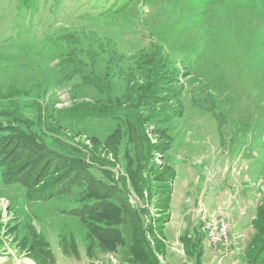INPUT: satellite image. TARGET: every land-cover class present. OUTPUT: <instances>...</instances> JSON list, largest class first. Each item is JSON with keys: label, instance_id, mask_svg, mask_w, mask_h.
Here are the masks:
<instances>
[{"label": "rangeland", "instance_id": "rangeland-1", "mask_svg": "<svg viewBox=\"0 0 264 264\" xmlns=\"http://www.w3.org/2000/svg\"><path fill=\"white\" fill-rule=\"evenodd\" d=\"M213 155L263 170L246 214L192 212L231 231L202 264H264V0H0V261L200 264L177 177Z\"/></svg>", "mask_w": 264, "mask_h": 264}, {"label": "crops", "instance_id": "crops-1", "mask_svg": "<svg viewBox=\"0 0 264 264\" xmlns=\"http://www.w3.org/2000/svg\"><path fill=\"white\" fill-rule=\"evenodd\" d=\"M216 150V149H214ZM256 156V159L258 158V154L254 153ZM223 157V156H222ZM250 158H253L250 155ZM185 161L183 160L184 167L182 171H179L178 177L181 178L184 177V171L186 170V175H188L187 178L182 177L183 179V186L186 190V193L184 195L183 200V211L181 212L183 215L185 222V227L182 232L178 235V240L182 242V239L189 236L192 241H201L200 242V249H201V255L196 260H200V264L207 262L204 259V244L209 243L207 241L206 237V230L205 226L202 228V231L198 228H192L189 226L191 224V221L194 217V214L192 212L197 211L199 220H200V226L202 227V223L208 220L210 217H220L223 216V218H227L228 220L231 219L232 216L237 215L236 212L239 210L241 214H246L251 209H254V197L256 194L253 186H255V179L256 175L259 176L262 173L263 166L259 169L255 168L251 163L248 164L245 163V161H242L240 158V161H238L236 164H239V168H243L244 165V172L245 175L243 177V182L241 184V187L237 188L233 185V178H232V169L231 168V161L226 160L225 161L221 158H217V155H213L212 161L211 160H205L202 162L198 161ZM178 162V161H177ZM207 162V163H206ZM257 162V160L255 161ZM253 162V163H255ZM259 162V161H258ZM257 162V164H259ZM174 165L178 166L181 164L173 162ZM198 164H202L203 167H199ZM227 164V168L226 165ZM235 164V165H236ZM241 164V165H240ZM248 164V165H247ZM210 168V170H208ZM190 169V170H189ZM211 174L207 177V173ZM175 173V170H174ZM232 173V174H231ZM176 175V173H175ZM175 179V177H174ZM174 181L172 184L171 194H170V205L168 213L176 214L177 211V203L176 201V194L178 193L179 187L181 185H178L177 180ZM181 179V180H182ZM179 180V181H181ZM254 182V183H253ZM261 192H264V186H261L259 188V194L261 195ZM203 200V208L198 210L199 205H201V201ZM210 202L211 207L208 209L205 206V203ZM256 209V208H255ZM233 221V220H232ZM234 222V221H233ZM168 230L165 228L163 232V242L166 244L168 243V240L166 239V232ZM199 232L201 234H199ZM199 243V242H198ZM0 264H10L9 261H5V259H2L0 261Z\"/></svg>", "mask_w": 264, "mask_h": 264}, {"label": "trees", "instance_id": "trees-1", "mask_svg": "<svg viewBox=\"0 0 264 264\" xmlns=\"http://www.w3.org/2000/svg\"><path fill=\"white\" fill-rule=\"evenodd\" d=\"M0 166H4V163L1 162ZM173 174H175V173H173ZM4 177H5V181L7 182V180H9V179L6 176H4ZM173 179H174V176L172 177V179L170 178V180H173ZM9 181H11V180H9ZM19 181L21 182L22 180L18 179V182ZM87 190H88L87 194H89L88 187H87ZM170 194H171V191L169 192V196H170ZM105 201L108 202L107 199ZM167 202L168 203H167V206H166V210L168 211L169 210V205H170V200L167 201ZM104 203H105L104 200H98V199L90 200L88 203H83L82 208L76 209V210H74V211H72L70 213H73V214H77L78 213V214H82V215L91 214L90 211L86 212V213H83L81 211L86 209V208H89L90 210H93V209H95L96 206L101 205V204L104 205ZM108 203H110V202H108ZM101 211H103V210H101ZM133 247L134 248H133V256L132 257L137 259V263H140V264H158L157 263V258L154 257V254H147L145 252V249H141L139 244H137L136 242H135V245ZM262 260H264V257L262 258Z\"/></svg>", "mask_w": 264, "mask_h": 264}, {"label": "built area", "instance_id": "built-area-1", "mask_svg": "<svg viewBox=\"0 0 264 264\" xmlns=\"http://www.w3.org/2000/svg\"><path fill=\"white\" fill-rule=\"evenodd\" d=\"M223 222L222 220L209 222L210 235H207L209 244H215V249L218 250H226L231 244V240L224 238Z\"/></svg>", "mask_w": 264, "mask_h": 264}, {"label": "bare ground", "instance_id": "bare-ground-1", "mask_svg": "<svg viewBox=\"0 0 264 264\" xmlns=\"http://www.w3.org/2000/svg\"><path fill=\"white\" fill-rule=\"evenodd\" d=\"M222 221H224L223 222V234H224V238H225V240H231V231L228 228V225L226 224L228 222H226L225 220H222ZM205 228H206V238H207V240L209 242V239H208V236L207 235H210V228H209L208 225ZM210 245L215 249V244H210Z\"/></svg>", "mask_w": 264, "mask_h": 264}]
</instances>
